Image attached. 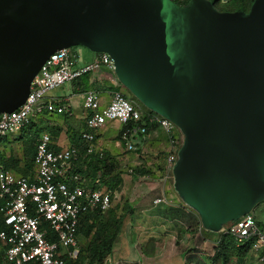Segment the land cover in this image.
<instances>
[{"label": "water", "instance_id": "obj_1", "mask_svg": "<svg viewBox=\"0 0 264 264\" xmlns=\"http://www.w3.org/2000/svg\"><path fill=\"white\" fill-rule=\"evenodd\" d=\"M0 0V113L54 52L109 55L114 75L183 140L173 187L210 232L264 201V0Z\"/></svg>", "mask_w": 264, "mask_h": 264}, {"label": "built area", "instance_id": "obj_2", "mask_svg": "<svg viewBox=\"0 0 264 264\" xmlns=\"http://www.w3.org/2000/svg\"><path fill=\"white\" fill-rule=\"evenodd\" d=\"M232 0H218V6H227ZM75 51L61 49L49 56L33 78L25 102L10 114L0 113V139L16 135L32 118L43 111L62 114L65 105H56L48 94L65 83L79 81L84 75L101 68L114 73L109 55L95 53L88 64L77 65ZM85 124L78 145L58 150L51 147V138L42 134L36 141L32 170L28 175H17L0 167V212L5 228L0 231L5 264H64L65 259L78 256V228L87 214H103L112 205V192L105 187L90 188L84 178L75 172L81 150L94 155L97 134L106 125L119 126L120 141L127 151L135 150L133 140L146 137L145 125L157 124L170 138L171 149L166 156L164 173L172 177L182 133L169 120L151 111H140L121 91L112 93L101 106L99 93H84ZM146 121H141L142 116ZM166 203L164 197L153 200L155 206ZM46 224L48 231L43 227ZM226 234L238 244L251 240L250 251L259 264H264V226L250 213L228 223Z\"/></svg>", "mask_w": 264, "mask_h": 264}, {"label": "rangeland", "instance_id": "obj_3", "mask_svg": "<svg viewBox=\"0 0 264 264\" xmlns=\"http://www.w3.org/2000/svg\"><path fill=\"white\" fill-rule=\"evenodd\" d=\"M212 1L218 4V0ZM252 1L243 0L242 3L233 1L224 6V8H247L246 10H248ZM69 49L77 52L78 66L92 61V54L94 53L88 49L82 46ZM88 75L90 73L84 75L80 80L84 82V87L88 86L87 88L89 89ZM72 84L65 83L51 91V93L65 97L66 95L64 94L71 92ZM122 93L129 98L131 97L124 87ZM79 97L76 96L75 100L76 98L80 100ZM135 105L140 111H149L137 100H135ZM71 106L74 110L77 108L74 103ZM30 127L31 124H27L22 129V132ZM33 129V137L39 136L43 131L38 126ZM163 135L168 138L166 133ZM178 137L183 139L182 134H178ZM145 138L144 141L136 140L135 150L127 151L117 134L105 142L101 157L95 154V157L99 159L109 157L110 164H116V174L121 180L116 183L115 188L113 187L114 189H111L113 201L110 209L104 214L96 216V219L93 220L94 222L88 221V224H91L93 228L85 240L82 235L79 236L78 260L80 264H96V261L92 260V254L87 251V247L92 237L97 236V232L101 238H112L109 254L102 264H222L221 259L214 260L217 250L222 246V241L226 243L225 247H228L227 254L230 257V263L228 264L238 262L236 261V250L243 247L242 244L236 243L233 238L226 234L225 230L228 223L222 227L221 231L216 233L205 230L200 225L198 215H195L194 211L187 206L185 207L186 209L175 208L172 211H170L172 207L167 206L164 207V210L152 211L151 214L144 216L140 207L146 204L155 206L153 200L161 195L167 200V190L176 194L173 187V179L166 178L167 176L164 173L163 166H165L164 163L168 153L160 148L155 149L152 147L153 141L149 139L160 138V136L150 132ZM24 139L29 140L31 138ZM118 142L119 148L116 147ZM129 153L133 154L134 159L128 160L123 166L121 160ZM0 154L6 159L11 157L17 161L19 165L16 170L14 169L15 167L11 169L22 173L20 170H22L21 168L24 165L23 143L10 145V143L5 144L3 142L0 144ZM120 157L123 158L116 159ZM155 158L161 159L155 163ZM153 166L159 171L157 175L152 170ZM155 180L157 182L160 181L163 188L160 185L156 188L151 183L155 182ZM98 185L106 188L101 183ZM180 202L182 201L180 200ZM158 208L160 209V206ZM250 215L260 226H264V201L258 203L251 210ZM1 256H3V253L0 246V262ZM242 261V264H259L250 251L247 252Z\"/></svg>", "mask_w": 264, "mask_h": 264}, {"label": "crops", "instance_id": "obj_4", "mask_svg": "<svg viewBox=\"0 0 264 264\" xmlns=\"http://www.w3.org/2000/svg\"><path fill=\"white\" fill-rule=\"evenodd\" d=\"M77 53V52H76ZM92 59L95 57V53L92 54ZM89 82L90 88L88 89L84 87V82L79 80L75 83L72 84L71 86V92L66 95L65 97H61L60 95H56L53 92L48 94L49 99L53 100V102L56 105H65L66 111L62 114H57V113H48L43 111L42 114L38 117L32 118L30 120L31 127L26 130V131H21L20 133L7 137L5 139H2L3 142L10 143V145L20 143L22 144L25 139L24 138H32L34 136L33 134V128L38 126L39 128H42L43 131L40 133L39 136L33 137L35 138V143L37 139L42 135V134H48L51 138V147L54 150L61 149L63 147H66L68 145H75L78 143V139L80 132L84 128L85 124V112L83 110L82 104H83V98H84V93L88 90H95L99 93V97L101 100V106H104L110 99L111 95L115 91H121L123 87L121 84L118 82L116 76L114 75L113 72L107 70L106 68H101L100 70L96 72H91L90 75H88L87 78ZM85 88V89H84ZM80 96V100H78L75 97ZM71 101L74 103L75 107H77L75 110L71 106ZM119 131V126L116 124H108L106 125L100 132L97 134V141H96V150L94 155H98V157H101L103 154V148L105 147V142L109 138H113L114 135H117ZM163 130L160 127L155 128L153 131H151L154 134H158L160 138H149L151 141H153V146L155 149H162V151L169 153L171 149V143H170V138H166L162 132ZM164 137V138H163ZM144 139H136L140 141H144ZM136 140H133L134 145L136 144ZM139 141V143H140ZM138 142V141H137ZM116 147H120L119 142L116 144ZM126 149V148H125ZM123 157L116 158V159H122ZM151 159V157L149 156ZM133 154L129 153L124 156V158L121 160L123 162V166L125 165L128 160H133ZM161 158H155V163L158 162ZM124 160V161H123ZM165 164V163H164ZM85 172L89 174V171L87 170V166L84 164L82 165ZM81 167V166H80ZM162 167V166H161ZM160 167V168H161ZM164 167V166H163ZM32 170V168H31ZM120 170V169H118ZM152 170L156 173V175L159 173V171L156 169V167H152ZM10 172H13L17 175H20L21 173H18L13 170H8ZM31 171L28 173L30 174ZM25 174V175H28ZM24 175V174H23ZM91 175V174H90ZM123 176V174H121ZM85 176V175H84ZM83 176V178H84ZM92 176V175H91ZM91 176H85L84 178V183L86 186H91L90 184L93 183L94 178ZM153 183L156 188L159 187V185L163 188V185H161L160 181L157 182H151ZM160 187V189H161ZM165 189V188H164ZM176 193V192H175ZM169 194V195H167ZM161 195L160 197H162ZM166 198L169 200V202L161 205L160 209L158 208L159 206H152L146 204L145 206L140 207L141 211L143 212L144 216L149 215L152 213V211L156 210H164V207H172L170 211H172L175 208H181V209H186L182 202H180L179 196L169 190L166 191ZM172 199V201H171ZM180 199V200H179ZM193 211V210H192ZM195 213V212H193ZM195 215H197L195 213ZM151 219V218H148ZM202 227V226H201ZM80 236V235H79ZM79 236H78V241H79ZM251 252V251H250ZM251 254L254 255V253L251 252ZM255 259L257 260L256 256L254 255ZM258 262V260H257Z\"/></svg>", "mask_w": 264, "mask_h": 264}, {"label": "trees", "instance_id": "obj_5", "mask_svg": "<svg viewBox=\"0 0 264 264\" xmlns=\"http://www.w3.org/2000/svg\"><path fill=\"white\" fill-rule=\"evenodd\" d=\"M173 1L178 5H184L189 0H173ZM210 1H212V0H210ZM233 1H240V3L243 2V0H232L231 2H233ZM214 6H215V8H217L220 11H239V10L247 11L246 10L247 8H237V9L224 8V6H222V7L218 6L216 2L214 3ZM129 99L131 100L132 103L135 104V99L132 96ZM141 121L147 122L146 117L144 115L142 116ZM157 127H158L157 124L145 125L146 131H147L146 135H148L151 131H153ZM119 133L120 132L118 131V137L120 138ZM76 140H78V143L76 144V145H78L79 144V138ZM1 143H3V140L1 141V139H0V144ZM35 144H36L35 138H31V139L25 140L23 142L24 165L21 168L22 170H20L22 172L21 175L28 174L31 171L33 157L35 154ZM97 158L98 157H95V155H89L88 156L84 153L83 150H81L79 160L75 164V172L80 174L81 176L85 175V176L89 177L92 175L91 177L94 178V181H93V183L90 184L91 185L90 188L95 189L98 187H102V186L98 185L101 183V184L106 186V189H108L109 191H112L111 189L116 185L117 182H119L121 180V178H119L118 174H116L117 166H116V164H113V163L110 164L109 157L103 158V159H99V158L97 159ZM84 164L87 166V170L89 171V174L85 172V170L82 166ZM18 165H19V163L17 161L13 160L11 157L6 159L4 156H2L0 154V167H3L4 170H12L11 168H13V167H15L14 169L16 170V167H18ZM85 176H84V178H85ZM99 215H102V214H96V213L95 214H87L81 219L80 224H79V228H78V234L82 235L84 240L86 237L89 236V233L91 232V230L93 228V226L91 224H88V221L91 220L92 222H94L93 220H95L96 216H99ZM43 227L46 231H48V228H47L45 223L43 224ZM4 228H5V226H4V222H3V215L0 212V231L3 230ZM96 235L97 236L92 237V239L90 240L89 245L87 247V251L92 254V260H95L96 264H102L103 261L105 260V258L107 257V255L109 254L110 246L112 244V238L111 237L110 238H101L98 236V232ZM221 244H222V246L220 247V249L217 250L216 255L214 256V260L217 261V260L221 259L222 264H228V263H230V257L227 254L228 247L227 246L225 247L226 243L224 241H222ZM250 244H251V240H247V241L242 243L243 248H238L236 250V253H237L236 254L237 260L236 261H238V262H235L234 264H242L243 263V261H242L243 257L247 254L248 251H250ZM1 249H2V253H3V248L1 247ZM78 256H79V252H78ZM78 256L75 260L65 259L64 264H80V262L78 260ZM1 257L2 258H1L0 264H5V262L3 261V256H1ZM28 264H38V263L32 262V263H28Z\"/></svg>", "mask_w": 264, "mask_h": 264}]
</instances>
